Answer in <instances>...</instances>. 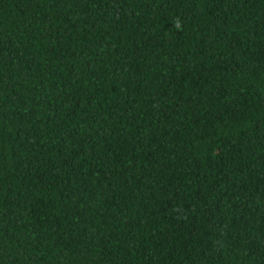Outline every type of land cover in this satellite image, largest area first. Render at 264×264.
Masks as SVG:
<instances>
[{"label":"trees","instance_id":"1","mask_svg":"<svg viewBox=\"0 0 264 264\" xmlns=\"http://www.w3.org/2000/svg\"><path fill=\"white\" fill-rule=\"evenodd\" d=\"M0 264H264V0H0Z\"/></svg>","mask_w":264,"mask_h":264}]
</instances>
